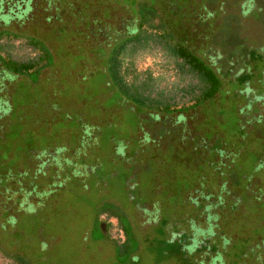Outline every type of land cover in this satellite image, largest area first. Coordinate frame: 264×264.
I'll list each match as a JSON object with an SVG mask.
<instances>
[{
	"label": "rangeland",
	"instance_id": "1",
	"mask_svg": "<svg viewBox=\"0 0 264 264\" xmlns=\"http://www.w3.org/2000/svg\"><path fill=\"white\" fill-rule=\"evenodd\" d=\"M24 1L0 4V264H264V0ZM153 16L219 79L207 102L161 47L127 78L173 94L110 80Z\"/></svg>",
	"mask_w": 264,
	"mask_h": 264
},
{
	"label": "trees",
	"instance_id": "2",
	"mask_svg": "<svg viewBox=\"0 0 264 264\" xmlns=\"http://www.w3.org/2000/svg\"><path fill=\"white\" fill-rule=\"evenodd\" d=\"M39 3L40 2H38L37 4L35 3L34 7L36 8ZM152 18V20H148V18L146 17L139 19L136 18V26L120 37L122 39L119 44H117L112 50L109 60L108 72L111 78L110 80L120 89L123 96L138 99L143 103L145 98H147L146 96L153 98L154 100L158 99L156 92H164L165 96L173 94L176 88L172 91V93L164 90L155 91L153 83L154 78L152 75H148L144 80H141L137 74L132 81L128 80L127 78V74L130 73L131 70H134L131 64H126V56L127 54H129V51L153 46L161 47L162 50L166 51L175 60L176 66L181 75H183L184 77H188L187 70L189 69L194 74H197L198 79L194 82L196 86H199L201 89L206 85H210L213 87L210 92L199 95L197 97L196 104L200 105L207 102L208 99L213 97L215 92L214 90L218 85L219 79L201 58L195 55L189 47L176 42L172 38L171 34L167 32H160L158 31V29H156L155 31H149V27L152 25H156L157 20L161 21L158 16H153ZM1 50L2 48H0V52ZM7 57L9 59H7L6 63L11 69H13L12 66L14 64H23V62H17L13 60L10 56ZM24 62L26 63L27 61ZM23 66H25V64ZM26 66H29V64H26ZM188 82L192 81L189 79L187 83ZM177 88L187 91L185 90L186 85L178 86ZM187 92L192 94L191 91ZM175 93L177 103L173 107H170V109L174 107L178 108L179 104L183 102L182 100L180 101V98L182 99V96L186 97L180 92L176 91ZM143 96H145V98ZM186 102L187 100H185V103ZM182 105L183 103L180 105V107ZM126 226L128 227L127 224Z\"/></svg>",
	"mask_w": 264,
	"mask_h": 264
},
{
	"label": "flooded vegetation",
	"instance_id": "3",
	"mask_svg": "<svg viewBox=\"0 0 264 264\" xmlns=\"http://www.w3.org/2000/svg\"><path fill=\"white\" fill-rule=\"evenodd\" d=\"M3 1L4 0H0V4H2L3 3ZM8 1V3H10L11 2V0H7ZM29 1L30 0H25L24 2H26V6L28 5V3H29ZM3 5V4H2ZM2 5H0V8H2L1 6ZM20 6V5H19ZM33 6L34 5H31V8H33ZM3 9V8H2ZM26 10H27V8H26ZM25 10V11H26ZM4 66V65H3ZM1 68V71L3 72V76H4V74H5V72H8V73H11V72H9L8 70H6L5 68H3L2 66L0 67ZM3 201V200H2ZM34 209V208H33ZM11 218H15V217H13V215L12 216H10ZM5 225V224H4ZM6 226V225H5ZM1 233V232H0ZM3 234L5 233V232H2ZM3 236H5V239H7V235L6 234H4ZM0 241H2V240H0Z\"/></svg>",
	"mask_w": 264,
	"mask_h": 264
}]
</instances>
